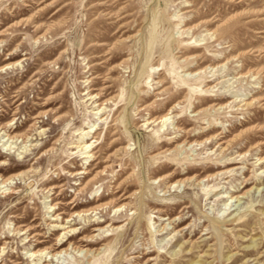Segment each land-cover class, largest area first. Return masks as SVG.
<instances>
[{
  "label": "rangeland",
  "instance_id": "rangeland-1",
  "mask_svg": "<svg viewBox=\"0 0 264 264\" xmlns=\"http://www.w3.org/2000/svg\"><path fill=\"white\" fill-rule=\"evenodd\" d=\"M259 210L264 0H0V264H264Z\"/></svg>",
  "mask_w": 264,
  "mask_h": 264
},
{
  "label": "bare ground",
  "instance_id": "bare-ground-1",
  "mask_svg": "<svg viewBox=\"0 0 264 264\" xmlns=\"http://www.w3.org/2000/svg\"><path fill=\"white\" fill-rule=\"evenodd\" d=\"M154 30V29H153ZM155 39V38H154ZM153 41V40H152ZM181 42V40H176L175 41V43L178 45L179 43ZM149 43V42H148ZM153 44V43H152ZM114 45V44H113ZM150 48V47H149ZM149 51H150V49H149ZM186 53V52H185ZM199 55H196V56H194V58H196V57H198ZM185 59V58H184ZM18 62V61H17ZM147 62V61H146ZM146 62H145V64H146ZM173 63H174V61L172 62V64H171V66L169 67V68H167V71L169 72V73H171L172 75H173V78H175V82L178 84V85H180V86H182L183 88H186L187 90H188V92H189V94H188V97H187V99L190 101V99H191V97H192V95L193 94H196L197 96H200L199 97V99H197V101H196V103L198 104V103H202L204 100H205V98H202L201 96L202 95H205V94H208V93H211V92H213L214 90H213V87H211V86H207V87H205L206 86V83L205 84H203L204 83V81H205V79L207 78V76L205 75V74H201V71H199V72H195V73H193V72H187V71H185V72H183V74H180L174 67H173ZM145 64H144V66H145ZM10 66H13V64L12 65H7L5 68H7V67H10ZM153 68V67H152ZM209 68V67H208ZM149 69V68H148ZM186 70V69H185ZM255 75H257V74H255ZM139 77H141V75H139ZM147 78V77H146ZM140 80V79H139ZM138 81V80H137ZM139 82V81H138ZM158 82H160V81H158ZM95 94V93H94ZM93 96V95H92ZM112 98V97H111ZM177 102V101H176ZM228 102V101H227ZM190 104L191 103H193V106H196L195 104H194V102H189ZM127 104H128V102H127ZM211 105V104H210ZM104 106V105H103ZM224 106V105H223ZM219 108V107H218ZM217 108V109H218ZM102 109H103V107H100L99 109H97V111H95L94 112V114H98V113H101V111H102ZM215 109V108H214ZM192 111V110H191ZM123 114V113H122ZM96 116V115H95ZM121 116V115H120ZM168 114H164V115H162L159 119H158V122H162V124H161V126H163V125H165V123H166V121L168 120ZM123 119V118H122ZM206 120V119H205ZM204 121V120H203ZM214 121V119H212L211 121H207V125H211V123ZM97 122V121H96ZM123 123V122H122ZM245 124H247V123H245ZM96 129H97V127L95 126V123H93V124H91V125H88L87 126V128H86V130L84 131H81V134H80V137H78L81 141V143L79 144V145H77L76 147H79V149H80V151H81V153L82 154H84V158H94V155H93V148L94 147H92L91 145H92V143H90V142H88L87 140H84V137L83 136H87V134H89L90 132H93V133H95V131H96ZM158 130V129H157ZM157 130H155V133L157 132ZM15 137V136H14ZM91 137H93V135L91 136ZM77 139V138H76ZM78 139V140H79ZM185 141V140H184ZM197 142V141H196ZM188 143V142H187ZM183 145V144H182ZM172 148V147H171ZM96 150V149H95ZM258 159H260V157L258 158ZM110 164V163H109ZM89 171L88 170H85L84 171V173H88ZM185 173H187V172H185ZM120 181V180H119ZM178 182H181V183H183L184 181L182 180V181H178ZM118 183V182H117ZM198 183V182H197ZM199 183H201V181H199ZM117 185V184H116ZM197 185H199V184H197ZM211 190L212 189H208L207 190V194H208V192L210 191L211 192ZM249 191L250 190H247L246 192H244V194H248L249 193ZM210 196H212V195H215V196H218L219 194H218V192L216 191V190H214V191H212L210 194H209ZM109 196V195H108ZM229 197H231V196H229ZM120 205V204H119ZM249 207H252V205H249ZM121 208V206H118L117 208H116V210H119ZM246 208V207H245ZM113 209V208H112ZM77 213V212H76ZM72 214V213H71ZM229 214V213H228ZM258 214V216L260 217V215H262L261 217H264V211H261V210H259V213H257ZM95 215V214H94ZM79 217V216H78ZM244 214L242 213V214H237V215H235L233 218H231L232 220H237L238 222H240V221H243L244 220ZM51 220L52 221H56L57 220V218L56 217H52L51 218ZM67 220V219H66ZM71 221V220H70ZM65 222V221H64ZM217 223H219V222H217V221H214L213 222V226H215ZM61 224V223H60ZM65 224V223H64ZM106 225V224H105ZM52 226H54V227H61V228H69V226L70 225H68V226H64V225H57V223H54V224H52ZM102 226V225H101ZM219 226V225H218ZM71 227V226H70ZM75 228H70L69 230H66V231H64L63 233L65 234V233H68V232H70L71 230H74ZM103 230V228H99V230ZM148 229V228H147ZM163 229H166V224H164V225H162V226H160V228H157L156 230H155V232L156 233H161V231L163 230ZM264 236V235H263ZM58 239V238H57ZM59 240V239H58ZM57 241V240H56ZM58 242V241H57ZM262 242V241H261ZM260 240H258V238H253V237H250V239H249V242H248V244L247 245H245V247L246 248H249V247H251L252 249H254V248H258V246L260 245ZM38 244V243H37ZM42 244V243H41ZM62 245V242H61V244H60V246ZM39 246V245H38ZM59 247V246H58ZM102 247V246H101ZM72 248V247H71ZM73 249H76V247H74ZM66 250L67 249H62L61 251H57V252H55V253H53L52 255H51V257H54V256H57V254H62V252H66ZM77 250H80L81 252H83V254H84V257L86 258V260H87V262H86V264H106V261H107V259H108V257L110 256V248L107 246V245H105L103 248H101V250L100 251H98L97 253H96V251L94 250V251H92L91 249H88V248H85V249H83V248H78ZM51 252V251H50ZM49 253V251L48 252H46V255ZM43 254H45V250H37V251H31V256H35V257H39V259L41 258L42 259V257L44 256ZM99 254H102V257L101 258H98L99 256ZM46 255L44 256V260H42L41 262H39V263H36V264H51V262H49L48 261V259L46 258ZM104 256H106V258L105 259H103L104 258ZM233 257V254H230V255H227L226 256V260L228 261L229 259H231ZM103 259V260H102ZM38 260V259H37ZM198 261H196V262H192L191 264H196Z\"/></svg>",
  "mask_w": 264,
  "mask_h": 264
}]
</instances>
